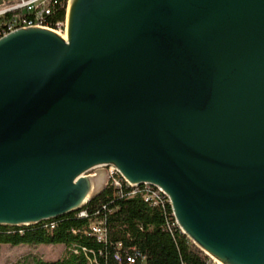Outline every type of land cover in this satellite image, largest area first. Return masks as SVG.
Listing matches in <instances>:
<instances>
[{
  "label": "water",
  "instance_id": "1",
  "mask_svg": "<svg viewBox=\"0 0 264 264\" xmlns=\"http://www.w3.org/2000/svg\"><path fill=\"white\" fill-rule=\"evenodd\" d=\"M0 38V226L79 212L109 166L216 264H264V0H67Z\"/></svg>",
  "mask_w": 264,
  "mask_h": 264
},
{
  "label": "trees",
  "instance_id": "2",
  "mask_svg": "<svg viewBox=\"0 0 264 264\" xmlns=\"http://www.w3.org/2000/svg\"><path fill=\"white\" fill-rule=\"evenodd\" d=\"M63 17L64 9L55 8L49 21ZM129 191L124 185L116 193L106 185L79 211L84 217L76 212L26 227L0 226V245L64 247L55 261L27 254L11 264H129L127 257L134 258L132 264H207V257L181 234L167 203L145 202L141 193ZM90 221L102 222L104 241L89 231Z\"/></svg>",
  "mask_w": 264,
  "mask_h": 264
},
{
  "label": "built area",
  "instance_id": "3",
  "mask_svg": "<svg viewBox=\"0 0 264 264\" xmlns=\"http://www.w3.org/2000/svg\"><path fill=\"white\" fill-rule=\"evenodd\" d=\"M67 0H14L0 5V38L8 33L14 32L24 27H39L43 29L53 30L58 34L64 32V17L51 23L49 21L51 14L55 8H63L65 12ZM107 183L116 193H120L121 188L126 185L130 188L129 194L135 195L141 193L145 202L152 204H165L169 206V201L160 190L147 184L137 187L129 186L116 172L115 168L109 166L106 169ZM172 215V213H171ZM84 212H79L78 217H84ZM175 222V221H174ZM89 231L96 237L98 241L105 240V230L101 221H90L88 225ZM142 260L143 257L139 256ZM118 260V257H116ZM127 263L134 262L133 257H127ZM207 264H216L213 260L207 258Z\"/></svg>",
  "mask_w": 264,
  "mask_h": 264
},
{
  "label": "rangeland",
  "instance_id": "4",
  "mask_svg": "<svg viewBox=\"0 0 264 264\" xmlns=\"http://www.w3.org/2000/svg\"><path fill=\"white\" fill-rule=\"evenodd\" d=\"M14 0H0V5ZM64 247L58 244L39 245H0V264L15 263L21 256L32 254L39 255L45 261H55L63 254Z\"/></svg>",
  "mask_w": 264,
  "mask_h": 264
}]
</instances>
